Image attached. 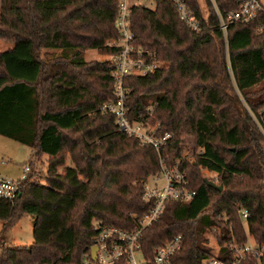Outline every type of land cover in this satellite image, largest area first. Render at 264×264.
I'll use <instances>...</instances> for the list:
<instances>
[{
    "label": "trees",
    "instance_id": "trees-1",
    "mask_svg": "<svg viewBox=\"0 0 264 264\" xmlns=\"http://www.w3.org/2000/svg\"><path fill=\"white\" fill-rule=\"evenodd\" d=\"M117 2L0 0V39L26 54L0 53V136L29 147L32 158L47 157L42 182L29 167L17 197L0 199L3 230L22 214L33 221V243L0 244V264H81L95 223L130 230L149 209L143 185L160 173V158L186 174L196 195L165 204L142 231L143 257L151 260L154 248L180 236L169 264H206V234L216 229L218 259L225 261L231 237L246 239L240 209L250 214V235L264 242V144L242 104L264 107V9L248 24H228L224 35L218 14L225 19L237 10L236 0H205V17L198 0H186L198 32L166 1L154 11L131 8L133 46L165 65L127 77L124 106L131 122L153 128L156 137L170 135L157 153L101 111L113 98L111 62L84 59L88 50L119 52L108 45L119 38ZM8 58L31 68V76L12 75ZM188 137L201 152L192 162L180 156ZM202 169L217 174L221 191Z\"/></svg>",
    "mask_w": 264,
    "mask_h": 264
},
{
    "label": "built area",
    "instance_id": "built-area-1",
    "mask_svg": "<svg viewBox=\"0 0 264 264\" xmlns=\"http://www.w3.org/2000/svg\"><path fill=\"white\" fill-rule=\"evenodd\" d=\"M166 1L172 5L180 22L191 31H200V24L192 14L186 0H118L116 12V29L119 38L112 41L119 47V52L111 60V76L113 79L112 99L104 102L101 111L111 114L115 118L118 130L130 137L136 138L141 144L151 146L157 153L166 145L170 135L156 137L153 128L143 124L131 122L124 106L127 89L124 80L129 76H145L161 67L156 54L137 49L132 44L129 15L133 7H143L154 11L156 2ZM238 9L229 11L223 19L219 14L220 29L226 34L228 24H248L257 12L262 9L261 0H236ZM242 104L249 121L255 127L264 144V107L257 111L252 110L244 100ZM201 153L200 151L198 154ZM160 173L146 181L143 185L142 199L149 203V209L137 218L135 226L124 230L113 226L94 224L95 233L92 237L88 252L83 256L81 264H169L170 258L181 248V237H174L163 246L153 249V258L146 259L140 250L142 231L155 222L169 201L187 203L191 201L196 192L190 187L186 174L178 166L167 167L165 162L159 160ZM29 167H23V175L18 178H8L0 175V199L13 200L20 191V184L29 172ZM207 179V178H206ZM208 181L219 186L216 180ZM264 182V177L263 180ZM239 215L245 228V242L239 244L231 237L225 246L231 251V257L226 260L218 259L221 246L217 240V231L212 229L206 234L205 246L210 250L212 257L206 264H264V242H256L248 232L247 221L250 214L243 209ZM95 248L92 258L91 249Z\"/></svg>",
    "mask_w": 264,
    "mask_h": 264
},
{
    "label": "rangeland",
    "instance_id": "rangeland-1",
    "mask_svg": "<svg viewBox=\"0 0 264 264\" xmlns=\"http://www.w3.org/2000/svg\"><path fill=\"white\" fill-rule=\"evenodd\" d=\"M198 2L205 17L208 11L207 6L205 5V0H198ZM261 4V8L264 9V0H261ZM10 52H14L15 56L18 58L26 57L24 50L15 45L14 42L0 39V53L7 54L8 56V53ZM84 59L86 61H109L110 63L113 56L108 53L88 50L84 53ZM159 63L161 67L165 65L164 63ZM7 66L12 75H24L27 73L25 68L17 66L10 61L9 58ZM240 96L242 99V95ZM194 148V139L188 137L186 139V145H184L180 153L181 159L192 162L199 152V148H196L195 150ZM24 166L31 167L33 178L42 182L47 170V157L32 158L31 149L29 147L0 136V175L3 177L18 179L23 175ZM201 175L209 180L217 181V174L213 172H208L207 170L202 169ZM148 181L151 183L152 178L148 179ZM10 224L11 227L5 231L3 230L2 222L0 221V244L9 248H18L22 246H30L33 243V221L29 215L22 214L17 220H12Z\"/></svg>",
    "mask_w": 264,
    "mask_h": 264
},
{
    "label": "water",
    "instance_id": "water-1",
    "mask_svg": "<svg viewBox=\"0 0 264 264\" xmlns=\"http://www.w3.org/2000/svg\"><path fill=\"white\" fill-rule=\"evenodd\" d=\"M208 183H209V185H210L211 187L217 189L218 191H221V190H222V187H221V186H216L214 183H212V182H210V181H208ZM95 251H96L95 248H92V249H91V256H92V258H94V256H95Z\"/></svg>",
    "mask_w": 264,
    "mask_h": 264
},
{
    "label": "crops",
    "instance_id": "crops-1",
    "mask_svg": "<svg viewBox=\"0 0 264 264\" xmlns=\"http://www.w3.org/2000/svg\"><path fill=\"white\" fill-rule=\"evenodd\" d=\"M4 44V43H3ZM14 48V47H13ZM8 64V63H7ZM18 66V65H17ZM20 67V66H19ZM23 68V67H22ZM26 70H27V73L26 74H24V75H22V76H24V77H26V78H29L30 76H31V68H25Z\"/></svg>",
    "mask_w": 264,
    "mask_h": 264
}]
</instances>
